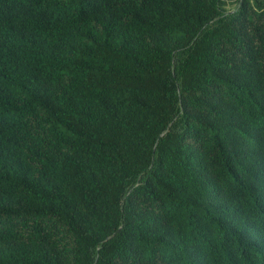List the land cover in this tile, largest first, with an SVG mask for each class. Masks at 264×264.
I'll return each instance as SVG.
<instances>
[{
    "label": "trees",
    "instance_id": "16d2710c",
    "mask_svg": "<svg viewBox=\"0 0 264 264\" xmlns=\"http://www.w3.org/2000/svg\"><path fill=\"white\" fill-rule=\"evenodd\" d=\"M0 264H264V0H0Z\"/></svg>",
    "mask_w": 264,
    "mask_h": 264
},
{
    "label": "rangeland",
    "instance_id": "374dc122",
    "mask_svg": "<svg viewBox=\"0 0 264 264\" xmlns=\"http://www.w3.org/2000/svg\"><path fill=\"white\" fill-rule=\"evenodd\" d=\"M233 6H229V8H232Z\"/></svg>",
    "mask_w": 264,
    "mask_h": 264
}]
</instances>
